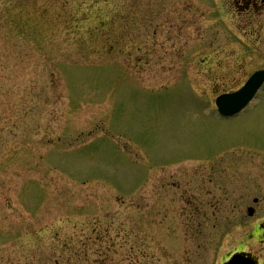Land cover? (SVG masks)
I'll use <instances>...</instances> for the list:
<instances>
[{
	"label": "rangeland",
	"instance_id": "374dc122",
	"mask_svg": "<svg viewBox=\"0 0 264 264\" xmlns=\"http://www.w3.org/2000/svg\"><path fill=\"white\" fill-rule=\"evenodd\" d=\"M147 1L0 0V264H219L245 241L239 207L190 218L173 190L202 173L212 188L213 167H249L237 177L264 190V94L232 120L210 110L214 56L249 57L238 87L264 47L218 0H156L155 27L135 31Z\"/></svg>",
	"mask_w": 264,
	"mask_h": 264
},
{
	"label": "flooded vegetation",
	"instance_id": "af4514ba",
	"mask_svg": "<svg viewBox=\"0 0 264 264\" xmlns=\"http://www.w3.org/2000/svg\"><path fill=\"white\" fill-rule=\"evenodd\" d=\"M218 1L224 9L227 21L229 20L227 24L234 29H238V26H246L250 30V45L252 46L255 44H259L261 47H264V39L262 40V36L260 33L261 30H264V0ZM136 11L140 12L141 10L140 8H137ZM235 15H241V17L244 16L245 24L237 23V21L233 22L232 19L233 17H235ZM227 56L229 57L228 59H230V61L232 60L231 66L229 63L227 64L222 60V54H217L216 56H214L215 59H217L216 63L219 73V77L216 79L217 84L215 83L214 85H217V90L220 94L236 91L242 86V84L238 87L235 86L236 84L234 83L235 81L233 80V76H235V73L238 70L237 64L242 65L239 66V68L242 70L243 68H245V64L248 63L247 59L249 58L248 56L241 57L240 55L239 57L236 55ZM250 61L253 64L255 63V59L253 57L250 58ZM232 86H235V88H232ZM203 159H205V156L199 157L198 161L202 162ZM216 161L217 160L214 158L212 163H215ZM210 168L212 169V167ZM248 168L249 167L232 168V170H230L233 172H229V168L227 167L219 168L220 170H216L215 167H213V180L216 183L212 186V188H206V184L202 183L203 181H205L203 177L204 174L202 173L201 177L193 176L192 181L196 183V185L189 186L185 184L184 187L180 186V188L173 190L175 200L191 208V216L188 214L190 218L196 215V213L193 212L192 207L221 206L223 202H227L229 206H237L240 208V214L237 215V219L235 220H237V222H241V225L245 228H249V230L245 233V241L242 242L240 247L236 249L232 254L222 258L221 264H225L229 259H231V257L235 255H239L240 257H242V259H246L247 261L253 262L254 264H264V218L260 217L261 215L255 216L256 210L253 208V206L257 207L259 205V202L263 198L262 193L264 192V190H251V179L248 176L246 178L237 177L243 175V173ZM190 172L192 174L199 173L193 171ZM231 174V179H241L246 182H236L233 180L234 184L231 187H227L222 184L224 183L226 177H228L229 175L231 176ZM189 175L190 174L188 173L186 177H188ZM222 175L224 176L222 177ZM170 180L166 181L164 178H162L161 184L165 187L166 190H171L170 187H176L172 185L174 184V182L171 183ZM177 180L182 181L178 178ZM209 180L212 181V179ZM220 182H222L221 184L223 187H221ZM199 184L201 186H198ZM180 189H182L181 194L179 196H176L178 195V190ZM195 190H197L199 193L197 194ZM161 191L163 192L164 196H167L166 193H164L163 188ZM253 193H256L255 197H253ZM248 220L251 221L249 222ZM255 242L256 247L254 246Z\"/></svg>",
	"mask_w": 264,
	"mask_h": 264
},
{
	"label": "water",
	"instance_id": "95a60500",
	"mask_svg": "<svg viewBox=\"0 0 264 264\" xmlns=\"http://www.w3.org/2000/svg\"><path fill=\"white\" fill-rule=\"evenodd\" d=\"M263 81L264 72L256 73L249 79L245 87L239 92L233 95L220 97L217 100L219 112L223 116H232L237 114L252 99L255 92L261 86ZM236 261L237 259L235 257L228 264H236Z\"/></svg>",
	"mask_w": 264,
	"mask_h": 264
}]
</instances>
